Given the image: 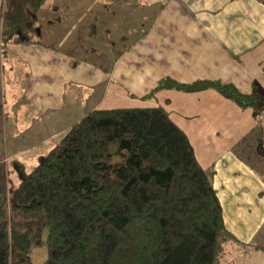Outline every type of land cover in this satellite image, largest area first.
I'll use <instances>...</instances> for the list:
<instances>
[{
    "label": "crops",
    "instance_id": "crops-1",
    "mask_svg": "<svg viewBox=\"0 0 264 264\" xmlns=\"http://www.w3.org/2000/svg\"><path fill=\"white\" fill-rule=\"evenodd\" d=\"M37 26V41L0 51V162L13 161L20 171L23 152L75 123L68 124V114L162 107L201 168L212 172L235 242L264 254L256 236L241 241L229 220L249 223L264 200V113L211 88H163L149 96L165 78L220 81L243 94L255 83L264 89V1L46 0ZM35 124L56 129L37 143L28 139L22 150L8 142V131L14 141ZM46 153L38 150L31 159Z\"/></svg>",
    "mask_w": 264,
    "mask_h": 264
},
{
    "label": "trees",
    "instance_id": "trees-1",
    "mask_svg": "<svg viewBox=\"0 0 264 264\" xmlns=\"http://www.w3.org/2000/svg\"><path fill=\"white\" fill-rule=\"evenodd\" d=\"M46 0H0V45L37 41ZM264 1V0H262ZM214 89L264 113V89L220 81L161 80L157 90ZM220 264L236 241L223 220L212 172L162 107L92 110L73 123L0 199V264ZM264 250V247H256Z\"/></svg>",
    "mask_w": 264,
    "mask_h": 264
},
{
    "label": "rangeland",
    "instance_id": "rangeland-1",
    "mask_svg": "<svg viewBox=\"0 0 264 264\" xmlns=\"http://www.w3.org/2000/svg\"><path fill=\"white\" fill-rule=\"evenodd\" d=\"M1 7V6H0ZM1 13V12H0ZM2 46L0 45V51H1ZM6 84V83H5ZM8 89V88H7ZM6 89V91H8ZM87 112V110L85 111ZM85 113H80L79 115L75 114H68V124L70 125L73 122H76L79 120L81 117L84 116ZM66 123V121H65ZM61 126V125H60ZM64 126V124L62 125ZM39 124H35L32 126L30 130H23L20 134H16V138L13 139L10 137V131L7 133V139L9 143L17 144L20 150L22 148H25V144H28V139L34 140V142H38V140H42L44 138H47L49 136V131L56 129L54 127H51L50 125L48 127H45L43 130L38 129ZM60 128V127H57ZM36 131V132H35ZM18 133V131H17ZM33 134H36L33 137ZM58 138L60 137H55L52 138L53 140H44L41 145H37L31 152L28 154L27 152H23L21 155V163L19 165H23L20 171H14V167L16 166V163L13 161H1L0 162V199L3 196H8L10 190H12L14 187L18 185L20 182V172L23 169L25 172H30L39 162L40 157L35 159H31L33 155L38 151V150H45V152H48V150L52 149L57 141ZM16 141V142H15ZM45 143L47 144V147H45ZM49 146V147H48ZM47 148V149H46ZM35 156V155H34ZM42 157V156H41ZM5 158V157H4ZM5 160V159H4ZM17 170V169H16ZM264 197V195H261V198ZM264 200H261V204L259 205L257 211H252L253 215V220H251L249 223H245V221L242 219L240 221H237L236 223H233L236 219L234 217H229L230 223L233 225V230L236 234V236L241 240V241H248L254 236L257 238V243H260L261 245H264V220L259 221L260 218H264ZM254 221V222H253ZM247 226V224H251ZM256 229V232H255ZM254 233V234H253ZM45 237L46 233L43 232L42 234V244L38 245L36 248L33 249L32 251V260L35 264H43L45 258H46V247H45ZM224 254L221 258L220 264H264V254L260 252H254V250H245L243 248V244L235 241H228L224 245Z\"/></svg>",
    "mask_w": 264,
    "mask_h": 264
}]
</instances>
